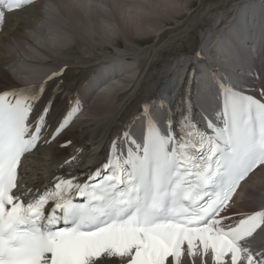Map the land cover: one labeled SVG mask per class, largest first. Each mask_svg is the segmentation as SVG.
<instances>
[{
  "label": "snow or ice",
  "instance_id": "snow-or-ice-1",
  "mask_svg": "<svg viewBox=\"0 0 264 264\" xmlns=\"http://www.w3.org/2000/svg\"><path fill=\"white\" fill-rule=\"evenodd\" d=\"M28 9L51 15L54 6L0 0V35L9 15ZM66 71L0 90V264H264V194L258 210H237L264 174V72L213 69L207 95L219 106L197 111L193 67L175 105L139 101L97 167L73 174L77 146L50 185L29 186L25 162L84 112L79 92L65 93Z\"/></svg>",
  "mask_w": 264,
  "mask_h": 264
},
{
  "label": "bare ground",
  "instance_id": "bare-ground-1",
  "mask_svg": "<svg viewBox=\"0 0 264 264\" xmlns=\"http://www.w3.org/2000/svg\"><path fill=\"white\" fill-rule=\"evenodd\" d=\"M85 2L95 6L79 9L73 7L74 0H47L43 3L54 6L51 15L33 9L9 15L0 35V90L38 85L51 72L67 66L65 93L79 92L84 102V112L71 130L25 162L29 186L51 183L52 179L46 180L49 170L74 154L77 146L84 151L73 174L97 167L112 137L139 101L163 96L176 104L182 94L177 91L188 69L195 67L198 71L197 106L203 105L209 111L218 107L216 97L207 95L212 92L213 69L217 74L234 69L264 72V0H201L200 7L191 14L186 12L191 9L189 0ZM183 12L190 15L189 20L166 29L165 22ZM120 35L127 40L125 50L119 47ZM143 37H155L157 41L150 42V48L151 44L143 47L141 41L134 40ZM110 42L119 51L108 56L105 43ZM197 51H202L206 59L196 60ZM101 63L104 67L117 64L121 72L104 88L99 83L100 72L92 76ZM21 67L29 71L22 73ZM246 80L252 82L250 76ZM66 98L61 96L57 103L63 104ZM66 140L72 141V147L61 148L59 145ZM61 171L59 168L56 174ZM257 179L263 187L255 184ZM257 192H261L259 198ZM262 194L264 174L253 178L237 208L243 212L258 210ZM258 243L256 240L253 244Z\"/></svg>",
  "mask_w": 264,
  "mask_h": 264
},
{
  "label": "rangeland",
  "instance_id": "rangeland-1",
  "mask_svg": "<svg viewBox=\"0 0 264 264\" xmlns=\"http://www.w3.org/2000/svg\"><path fill=\"white\" fill-rule=\"evenodd\" d=\"M189 1H190L189 2L190 3L189 5H190V8L191 9L190 10L189 9L186 10V12L189 11L188 13L191 14L192 12H194L195 10H197L200 7L201 0H189ZM189 16L190 15H188V14L186 15V13H184L182 16H176L177 19H173V20H170V21L165 22L166 25L168 24L167 27H166V29L169 28L171 26V24H173V26H175V25L180 24V23H182V24L186 23L189 20ZM211 23H213V22H211ZM152 38L153 37H151L149 40H146L143 37L141 39L140 38H134V40L135 41L137 40L136 42H138V41L140 42L141 41L140 43L143 45V47H145V46L151 44L150 42H152V44H155V42L157 41V39L155 37L153 39ZM252 38H254V35H253ZM117 40H119L118 42H119V44H121L119 46L121 48V50H122V48H123V50H125L126 49L125 47H127L128 44H127V40L124 39V36L123 35L118 36ZM152 44L149 46V48L152 46ZM114 45H116V44H114V42L113 43H111V42L110 43H105V47L109 49V51L107 52V55L108 56H109V54H112V53L113 54H116L119 51V49H117ZM236 49L237 50H241L240 48L239 49L236 48ZM109 52H111V53H109ZM165 78H166V76H163V79H165ZM168 80H169V78H168ZM260 182H261V180L260 179H257L255 181V184H257L259 186L261 185L263 187L262 182H261V184H260ZM260 193L261 192H257V197L256 198H259V194ZM256 200H258V199H256ZM237 210L242 211L243 209L242 208H240V209L237 208Z\"/></svg>",
  "mask_w": 264,
  "mask_h": 264
}]
</instances>
